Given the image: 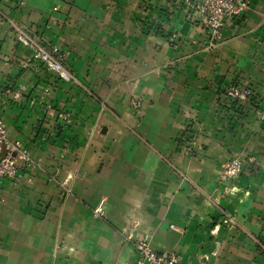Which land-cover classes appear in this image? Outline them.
<instances>
[{
    "label": "crops",
    "instance_id": "1",
    "mask_svg": "<svg viewBox=\"0 0 264 264\" xmlns=\"http://www.w3.org/2000/svg\"><path fill=\"white\" fill-rule=\"evenodd\" d=\"M11 20L79 82L34 61ZM0 118L41 163L0 178V264H136L135 221L182 264H264V0L221 39L184 0H0ZM242 154L255 161L223 181Z\"/></svg>",
    "mask_w": 264,
    "mask_h": 264
},
{
    "label": "built area",
    "instance_id": "2",
    "mask_svg": "<svg viewBox=\"0 0 264 264\" xmlns=\"http://www.w3.org/2000/svg\"><path fill=\"white\" fill-rule=\"evenodd\" d=\"M184 3L192 16L199 18L208 29H211L216 39H221L223 28L229 22L242 16L250 7L252 0H184ZM11 25L18 41L31 49L34 61L56 72L63 80L79 82L75 74L65 65L58 47L49 45L17 21L11 20ZM225 93L232 100L239 103L250 102L255 98L252 89L240 85L226 87ZM15 96L20 97L21 92L17 91ZM133 105L138 111L141 110V100L135 99ZM69 116L70 114L66 112L59 113V118L63 120L68 119ZM187 149L193 151V146L191 144L187 145ZM244 163V160L239 157L228 161L222 171V180L229 182L238 178L243 171ZM40 166V161L30 154L23 143L8 138L6 125L0 118V178H16L22 169ZM95 211L97 214H104L102 205ZM138 224L139 222L135 221L132 233L127 235V238L132 240L137 252L136 264L183 263V255L179 251L174 249L157 251L147 237L135 236L133 231Z\"/></svg>",
    "mask_w": 264,
    "mask_h": 264
},
{
    "label": "rangeland",
    "instance_id": "3",
    "mask_svg": "<svg viewBox=\"0 0 264 264\" xmlns=\"http://www.w3.org/2000/svg\"><path fill=\"white\" fill-rule=\"evenodd\" d=\"M237 157H239V158H241V159H243L244 160V162L245 161H247V162H254L255 161V158H254V156H252V155H245V154H242V155H239V156H237ZM231 160V159H230ZM229 160V161H230ZM228 162V161H227ZM226 162V163H227ZM231 181H233V180H231ZM127 238V237H126ZM127 240H128V238H127Z\"/></svg>",
    "mask_w": 264,
    "mask_h": 264
},
{
    "label": "trees",
    "instance_id": "4",
    "mask_svg": "<svg viewBox=\"0 0 264 264\" xmlns=\"http://www.w3.org/2000/svg\"><path fill=\"white\" fill-rule=\"evenodd\" d=\"M236 102V101H235ZM238 103V102H237Z\"/></svg>",
    "mask_w": 264,
    "mask_h": 264
}]
</instances>
